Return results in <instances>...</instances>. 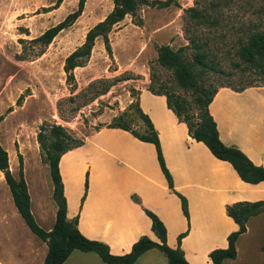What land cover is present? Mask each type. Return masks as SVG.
Here are the masks:
<instances>
[{"label": "rangeland", "instance_id": "374dc122", "mask_svg": "<svg viewBox=\"0 0 264 264\" xmlns=\"http://www.w3.org/2000/svg\"><path fill=\"white\" fill-rule=\"evenodd\" d=\"M78 1L62 0L56 6V0H0V144L8 153L9 169L15 177L21 156L36 217L39 208L52 200L53 187L37 139L43 125H61L80 145L121 114L122 124L142 133L144 124L136 109L143 88L165 89L194 105L193 90L180 86L173 71L157 62L159 45L175 51L182 48L181 55L192 66L195 78L209 89L264 85V66L252 70H242V62L234 66L239 61V41H245L253 29H264V0H144L135 16L125 15L108 31L110 50L102 36H97L90 56L66 72L65 58L84 43L89 30L114 6L112 0H85L74 21L48 44L35 41L77 11ZM189 8L198 9L202 17H192ZM197 52L206 54L208 66L195 61ZM192 107L190 112L196 113ZM23 229L39 243L18 214L0 170L3 264H38L30 254L34 242L28 246L31 239ZM255 237L262 240L264 235ZM243 257L240 264L247 262L245 253ZM259 259L264 264V257L259 255Z\"/></svg>", "mask_w": 264, "mask_h": 264}, {"label": "crops", "instance_id": "0c3cea01", "mask_svg": "<svg viewBox=\"0 0 264 264\" xmlns=\"http://www.w3.org/2000/svg\"><path fill=\"white\" fill-rule=\"evenodd\" d=\"M137 99L158 133L172 187L161 170L153 143L119 127H101L59 158L66 217L77 218V228L83 236L105 243L112 254L122 255L141 236L159 241L151 229V219L144 210L147 209L165 225L167 244L180 247L190 264H213L210 252L226 248L228 235L239 227L227 214V205L264 200V181H243L228 161L215 157L202 141L193 139L187 124L168 107L164 94L143 88ZM208 109L219 139L264 167V85L242 89L220 86ZM178 194L187 201L188 217ZM55 210L52 199L39 208L38 217L34 212L33 215L44 229L50 230ZM246 227L236 241V258L225 259L223 264H240L244 253L246 264H263L259 255L264 257V238L254 236L264 235V210L249 217ZM23 231L31 239L28 246L34 242L30 254L38 264H44L47 244L39 237L36 243L29 231ZM62 264L107 263L95 252L75 249ZM133 264L168 261L162 251L151 248Z\"/></svg>", "mask_w": 264, "mask_h": 264}, {"label": "trees", "instance_id": "16d2710c", "mask_svg": "<svg viewBox=\"0 0 264 264\" xmlns=\"http://www.w3.org/2000/svg\"><path fill=\"white\" fill-rule=\"evenodd\" d=\"M143 1L112 0L114 6L106 18L89 30L84 43L65 58V71L70 72V70L81 65L90 56L94 40L97 36H102L107 49L110 50L108 31L121 21L125 15L130 14L135 16ZM61 2L62 0H56L55 5L58 6ZM84 3L85 0H79L77 11L69 14L63 21L45 30L35 41L48 44L60 30L74 21L82 11ZM188 11L191 12L194 18L202 17L198 9L189 8ZM197 46L195 45L196 48ZM182 50V48H179L175 51L168 45H159L157 47V62L161 66L173 71L180 86L193 90L194 105L186 103L178 95H171L165 89L160 91L151 90V92L164 94L167 98L168 107L176 114L179 120L187 124L189 135L196 141H202L215 157L228 161L243 181L248 183L264 181V167L255 165L240 149L234 146H227L219 139L215 121L208 109L217 88L209 89L206 85L200 84L197 81L193 74L192 66L181 55ZM236 55L239 61L234 63L235 67H239L241 62L245 64L242 70L263 67L264 29H253L245 41H239ZM194 57L197 63L205 67L208 66L204 52H197ZM192 106L196 108V113L194 111L190 112L193 108ZM136 110L144 124L142 133L132 131L120 122L124 114L114 119L113 123L109 124L108 127H119L128 130L138 139L153 143L161 170L168 181L169 187H172V178L164 162L158 133L149 116L141 110L139 105H137ZM2 119L3 116L0 115V121ZM37 139L42 151L43 160L48 164L53 186L51 197L55 203L56 210L55 220L50 230L42 228L31 211V200L23 175L21 156L19 155V175L15 177L9 169L8 153L1 144L0 170L4 174L13 204L21 218L31 232L47 244L44 264H62L75 249L84 252H95L107 264H133L142 253L151 248H157L162 251L167 257L168 264H190L185 259L180 247L172 248L167 244L165 225L155 213L147 209L144 210L151 219V229L159 239L158 242L151 240L147 236H141L133 243L128 253L115 255L109 251L105 243L83 236L77 228V218L68 220L66 217L67 203L59 173V158L61 154L79 144L61 125L56 124L43 125ZM178 195L181 199L183 213L188 217L187 201L185 197L180 194ZM226 210L227 214L233 218L239 227L228 235V246L226 248H218L210 252L213 264H223L225 259L236 258V241L246 231V222L249 217L264 210V200L234 203L227 205ZM182 236L183 234L178 237V241H180Z\"/></svg>", "mask_w": 264, "mask_h": 264}]
</instances>
